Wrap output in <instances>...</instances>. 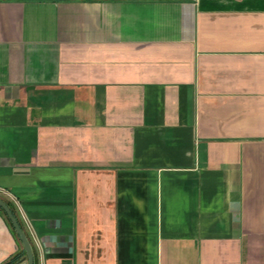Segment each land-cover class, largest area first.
Segmentation results:
<instances>
[{"label":"crops","instance_id":"1","mask_svg":"<svg viewBox=\"0 0 264 264\" xmlns=\"http://www.w3.org/2000/svg\"><path fill=\"white\" fill-rule=\"evenodd\" d=\"M0 198L34 264H264V0H0Z\"/></svg>","mask_w":264,"mask_h":264},{"label":"water","instance_id":"2","mask_svg":"<svg viewBox=\"0 0 264 264\" xmlns=\"http://www.w3.org/2000/svg\"><path fill=\"white\" fill-rule=\"evenodd\" d=\"M0 207L5 211L8 218L10 219V221L13 224V227H14L15 231L17 232V234L20 238V241L22 242V245L26 251L28 263L34 264V252H33L32 244H31L26 232L22 228L18 218L16 217V215L14 214L13 210L8 205V203L5 200H3L2 198H0Z\"/></svg>","mask_w":264,"mask_h":264},{"label":"trees","instance_id":"3","mask_svg":"<svg viewBox=\"0 0 264 264\" xmlns=\"http://www.w3.org/2000/svg\"><path fill=\"white\" fill-rule=\"evenodd\" d=\"M0 212H2L6 217H7V215H6V213H5V211L0 207ZM7 219H8V221H9V223H10V226L13 228V230H14V232H15V229H14V227H13V224H12V222L10 221V219L7 217ZM16 233V232H15ZM17 234V233H16ZM23 255H26V251H25V249H23L21 252H18V253H16V254H14V255H12L6 262H4L3 264H17L18 263V261L20 260V258H21V256H23Z\"/></svg>","mask_w":264,"mask_h":264}]
</instances>
